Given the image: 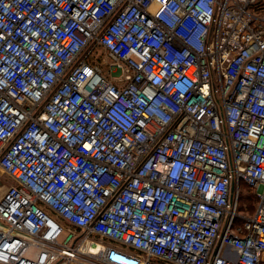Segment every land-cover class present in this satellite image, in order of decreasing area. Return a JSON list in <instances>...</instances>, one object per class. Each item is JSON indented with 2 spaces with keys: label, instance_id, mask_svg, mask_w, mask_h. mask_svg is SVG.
Wrapping results in <instances>:
<instances>
[{
  "label": "built area",
  "instance_id": "2783aa9c",
  "mask_svg": "<svg viewBox=\"0 0 264 264\" xmlns=\"http://www.w3.org/2000/svg\"><path fill=\"white\" fill-rule=\"evenodd\" d=\"M0 169V264H264V0H0Z\"/></svg>",
  "mask_w": 264,
  "mask_h": 264
},
{
  "label": "rangeland",
  "instance_id": "374dc122",
  "mask_svg": "<svg viewBox=\"0 0 264 264\" xmlns=\"http://www.w3.org/2000/svg\"><path fill=\"white\" fill-rule=\"evenodd\" d=\"M99 55V54H98ZM15 181L11 178L10 175L6 174L0 169V199L2 198V195L5 193L8 187L15 185ZM242 190V197L240 201V213L252 215L254 213V210L257 206V199H253V197H250V200L248 199V196L250 194H253L255 197V192L252 191L251 187L243 183L241 186ZM251 206H254L255 208L252 209Z\"/></svg>",
  "mask_w": 264,
  "mask_h": 264
},
{
  "label": "trees",
  "instance_id": "16d2710c",
  "mask_svg": "<svg viewBox=\"0 0 264 264\" xmlns=\"http://www.w3.org/2000/svg\"><path fill=\"white\" fill-rule=\"evenodd\" d=\"M250 197H253V199H255V197H254L253 194H250V195L248 196V199H249V200H250ZM251 208L254 209L255 207H254V206H251ZM254 211H255V210H254Z\"/></svg>",
  "mask_w": 264,
  "mask_h": 264
},
{
  "label": "bare ground",
  "instance_id": "6f19581e",
  "mask_svg": "<svg viewBox=\"0 0 264 264\" xmlns=\"http://www.w3.org/2000/svg\"><path fill=\"white\" fill-rule=\"evenodd\" d=\"M99 247H100V246H99ZM98 249H99V248H98ZM98 249H97V250H95V252H94V253H97Z\"/></svg>",
  "mask_w": 264,
  "mask_h": 264
},
{
  "label": "crops",
  "instance_id": "0c3cea01",
  "mask_svg": "<svg viewBox=\"0 0 264 264\" xmlns=\"http://www.w3.org/2000/svg\"><path fill=\"white\" fill-rule=\"evenodd\" d=\"M100 246V245H99Z\"/></svg>",
  "mask_w": 264,
  "mask_h": 264
}]
</instances>
